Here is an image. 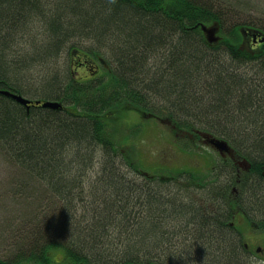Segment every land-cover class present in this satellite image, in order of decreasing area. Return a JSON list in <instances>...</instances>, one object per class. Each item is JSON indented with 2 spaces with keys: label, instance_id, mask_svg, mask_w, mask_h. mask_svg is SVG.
I'll return each instance as SVG.
<instances>
[{
  "label": "trees",
  "instance_id": "trees-1",
  "mask_svg": "<svg viewBox=\"0 0 264 264\" xmlns=\"http://www.w3.org/2000/svg\"><path fill=\"white\" fill-rule=\"evenodd\" d=\"M244 4L0 0V88L21 94L17 84L40 67L48 95L43 100L66 107L27 109L0 95V157L6 159L0 162L30 176L29 182L18 181L15 191L22 190L21 201L34 205L30 215L18 214L17 232L28 245L16 249L28 251L0 264H53L56 254L62 264H141L135 256L177 250V240L190 241L196 233L205 264H240L225 253L234 247L223 242L217 220H204L200 210L199 202L214 193L213 173L137 185L126 180L118 139L125 114L137 111L159 119L176 137L200 139L205 133L246 152L256 164L264 161V43L243 34L254 29L264 39V30L236 23L223 31L231 14L245 11ZM214 23L222 40L211 45L201 26ZM33 32L39 41L35 61L19 47ZM77 40H90L97 48L87 51L86 62L76 61V68L85 63L95 68L98 60L114 64L105 71L104 85L58 77L65 68L56 60L66 51L74 58L79 45H86ZM146 95L171 107L149 108ZM78 196L82 199L76 202ZM175 227L179 232L171 233ZM215 249L223 254L211 256L208 251Z\"/></svg>",
  "mask_w": 264,
  "mask_h": 264
},
{
  "label": "rangeland",
  "instance_id": "rangeland-1",
  "mask_svg": "<svg viewBox=\"0 0 264 264\" xmlns=\"http://www.w3.org/2000/svg\"><path fill=\"white\" fill-rule=\"evenodd\" d=\"M248 1L249 3L245 5V0H242L243 4L246 6V8L244 7L245 11L239 10L230 15V20L228 21L227 28L225 27L223 30L224 32H227V29L234 26L236 23H243L245 26L253 25L254 28H262L264 30V0ZM237 2L242 4L239 0H237ZM216 36L222 40L221 28H219ZM77 41L84 43V41L81 40ZM89 41L90 40H86L84 43L86 45L84 46L79 45L82 49L74 51V58L71 56L69 57V53L66 51L58 60H56L58 61V66H61L62 69H68V64L70 62H86L87 60L85 56L88 54L86 51H89L91 47L92 49L97 48L95 44ZM102 55L105 56L104 53H102ZM113 67L114 64L111 62L107 64L98 60L95 63L96 70L98 69L97 71L100 72L98 77L94 76L97 72L91 75V73H93L92 71H95V68L88 65L89 70L85 66L80 67V75H78V79L80 77L88 78L89 80L85 81L86 83L88 82V85H97V87L104 85L107 79L104 77L105 71L111 70ZM43 72V68L36 67L25 73L24 77L21 79V83H19V85L17 84V87H20L22 94L31 97V99L35 101L43 100L48 97L42 88V78L44 77ZM107 94H109V90ZM148 97L149 96L146 95V101L147 104H149V108H161L169 105L166 102H162L160 99L156 100L155 98L152 99ZM86 100L87 98H84V102H86ZM120 126L121 128H119V132L121 137L118 139L119 158L127 168L124 172L130 175L131 179L128 175L126 179L127 181L134 182L137 185H139V183L142 185L147 183L145 180L138 177L142 176V172L147 173L149 176H157L156 174H159L161 175L160 177L169 179L176 177L174 181H177L182 179L186 174H189L188 172H193L200 176L201 174L209 175L216 165L218 152L206 145L204 139H193V137H188L186 135L176 137L172 132L173 130L166 124L161 123L157 118L143 117L140 116L137 111H129L125 114L124 119L121 120ZM4 158L5 157H0V161H6ZM98 161L99 158L96 162ZM127 161L130 163V167L129 165L127 166ZM29 178L30 176L27 175V173L23 171L16 172V169L12 165L8 167L6 163L0 162V259L11 254L17 255L18 252L21 253L28 251L23 247H20L23 249L21 252L16 249L18 245L25 247L28 245V239H25V236H22L17 232L18 229L21 231V225H18V221L19 215L23 217L30 215L34 205L29 202L21 201L24 198L23 196H19L21 195L22 190L19 192L15 190L19 189L16 186L18 181L29 182ZM156 182L159 183L158 178L156 179ZM153 185H155V183H153ZM160 186L161 188H171L168 184H162ZM31 190L32 187L28 191ZM13 193H15L16 196ZM196 197L197 195L193 194V198ZM180 198H182L180 202L185 200L184 196ZM179 229L180 228L175 227L170 232L173 233L174 231V233H176L179 232ZM176 243H179L180 249L187 248L184 239L177 240ZM170 249L172 248H167L166 251L163 250V252H156V254H154L156 258L153 256H135V258H137L140 263H145L149 260L148 258H152L149 262H152L153 259L155 262L157 259H160L163 264H178L177 261H179V258L183 259L182 261L187 259V256H168L170 254ZM161 254L165 255L161 256ZM54 258L53 264L57 261L58 264H62V262H60L62 259L61 254H56Z\"/></svg>",
  "mask_w": 264,
  "mask_h": 264
},
{
  "label": "flooded vegetation",
  "instance_id": "flooded-vegetation-1",
  "mask_svg": "<svg viewBox=\"0 0 264 264\" xmlns=\"http://www.w3.org/2000/svg\"><path fill=\"white\" fill-rule=\"evenodd\" d=\"M252 35L251 32L246 33L248 37ZM82 66L88 68L86 63ZM92 72L91 75L96 73ZM94 76L99 75L96 73ZM87 80L89 79L80 77L77 82L85 83ZM32 107L35 106L31 105L30 108ZM206 144L213 148L209 143ZM228 144L230 145L228 151H218L216 165L213 171L211 170L213 173L211 179H215V184L210 188L214 193H210L209 198L199 202L200 210L204 220L212 218L217 220L216 230L224 235L223 242L228 241L227 244L234 247L225 252L226 254L237 257L238 259L234 260L240 264H264V184H259L264 183V161L256 164L246 152L238 153L229 142ZM249 181L253 183L248 184ZM254 182H257V185H254ZM193 237L190 241L184 239L187 248L171 250L170 253L176 257L187 256L184 264H205L200 259L204 254L200 253L198 234H194ZM208 252L213 257L223 254V251L217 252L216 249ZM159 260L155 262L153 259L152 262L142 264H163Z\"/></svg>",
  "mask_w": 264,
  "mask_h": 264
},
{
  "label": "bare ground",
  "instance_id": "bare-ground-1",
  "mask_svg": "<svg viewBox=\"0 0 264 264\" xmlns=\"http://www.w3.org/2000/svg\"><path fill=\"white\" fill-rule=\"evenodd\" d=\"M203 25L207 29H211L212 27H215V26L220 27V25L218 23H214L212 25H206V24H203ZM41 32H43V31H41ZM216 35H217V33L215 34V37L219 39L217 42H221V39L219 37H217ZM36 36H37V32H33V35L29 36L30 39L29 38L25 39V40H23L22 42L19 43L20 46L18 44V38L15 39L16 43L18 44V46L23 48V49H25L26 53H24V55H27L28 58H30L32 61H35L37 59L36 50L34 49L35 48L34 46L39 45V41L35 40ZM45 38H47L46 35H45ZM32 43H33V45H32ZM67 70L68 69L63 70V72H61L60 75H58V77L62 78V80L68 79V80L74 81L75 83H78L77 81H78V75H80V72H79L80 67L76 68L75 65H70L68 72H67ZM17 89H18L17 91H19L20 87H17ZM20 92H21V94L18 93L20 96H22L24 99L32 101L31 97L22 94L21 90H20ZM76 199H77L76 202H78V201H81L82 198L78 196ZM58 205L60 207L62 206V200H60Z\"/></svg>",
  "mask_w": 264,
  "mask_h": 264
},
{
  "label": "water",
  "instance_id": "water-1",
  "mask_svg": "<svg viewBox=\"0 0 264 264\" xmlns=\"http://www.w3.org/2000/svg\"><path fill=\"white\" fill-rule=\"evenodd\" d=\"M201 29L205 33L208 42L217 43V41L219 39L215 37V34L218 32L219 27L215 26V27H212L211 29H207L204 25H202ZM0 94L5 96V97L12 99L13 101H15L18 104H21V105L26 106V107H28L32 102V101H29L27 99H24L19 94L13 93L11 91L0 90ZM40 103H41V101H37V104H40ZM42 107L46 108V109H52V110L62 109V105L60 103L52 102V101L45 102L42 105ZM209 143L212 144L213 146H215L221 152L229 150L228 144L225 141H220V140H216V139H209Z\"/></svg>",
  "mask_w": 264,
  "mask_h": 264
},
{
  "label": "clouds",
  "instance_id": "clouds-1",
  "mask_svg": "<svg viewBox=\"0 0 264 264\" xmlns=\"http://www.w3.org/2000/svg\"><path fill=\"white\" fill-rule=\"evenodd\" d=\"M113 2H114V0H113Z\"/></svg>",
  "mask_w": 264,
  "mask_h": 264
}]
</instances>
